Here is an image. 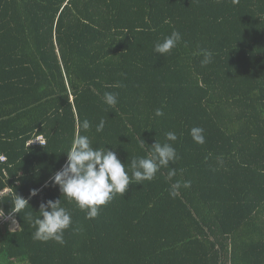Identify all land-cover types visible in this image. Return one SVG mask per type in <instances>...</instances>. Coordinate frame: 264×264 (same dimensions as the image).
I'll return each mask as SVG.
<instances>
[{
	"label": "trees",
	"instance_id": "16d2710c",
	"mask_svg": "<svg viewBox=\"0 0 264 264\" xmlns=\"http://www.w3.org/2000/svg\"><path fill=\"white\" fill-rule=\"evenodd\" d=\"M174 31L177 47L155 53ZM78 134L126 170L157 142L178 159L90 219L52 183ZM0 154V220L19 222L0 224V264H264V0H0ZM14 193L33 216L61 199L65 243L34 240Z\"/></svg>",
	"mask_w": 264,
	"mask_h": 264
},
{
	"label": "clouds",
	"instance_id": "9594fccd",
	"mask_svg": "<svg viewBox=\"0 0 264 264\" xmlns=\"http://www.w3.org/2000/svg\"><path fill=\"white\" fill-rule=\"evenodd\" d=\"M180 41V33L174 31L162 41L157 42L153 51L165 56L177 47ZM202 55L204 56L202 64L206 65L211 62V52L202 50ZM104 102L109 107H114L118 102L117 95L105 92ZM155 115L157 117L162 116V110L157 109ZM105 123L104 119L99 121L95 128L97 133L103 132ZM78 127L87 132L91 128L90 121L84 119L82 122H78ZM190 135L196 143H205L202 128H192ZM166 139L175 142L178 137L174 132H168ZM144 145L145 141L142 139L139 144L141 150H143ZM151 149V154L147 157H134L131 160L130 168L126 170V164L121 162L114 151L106 147H93L88 135L78 134L73 138L70 148L63 152L67 154V162L52 177V183L59 186L63 197L69 201H74L80 210L86 211L87 218L94 219L98 216L100 208L107 205L117 194L123 196L133 181L136 184L151 181L156 177L161 167L166 168L178 159L177 152L170 143L161 144L157 142L151 146ZM175 174L176 170L171 169L168 174L169 178ZM180 187L179 181L173 184L170 195L175 197ZM183 187H190V182H184ZM38 191V189H32L30 195L36 196ZM9 201L12 205L10 214L25 213V218L35 228L34 240L42 242L52 240L59 244L65 243L64 233L72 225V216L70 211L62 206L61 199L41 202L38 212H35L39 213L38 216H33L34 211L28 199L14 193L13 199ZM4 216V209L0 208V218ZM5 219L7 218L5 217ZM13 219L14 217L11 216L7 220L12 221L11 224H15Z\"/></svg>",
	"mask_w": 264,
	"mask_h": 264
},
{
	"label": "built area",
	"instance_id": "2783aa9c",
	"mask_svg": "<svg viewBox=\"0 0 264 264\" xmlns=\"http://www.w3.org/2000/svg\"><path fill=\"white\" fill-rule=\"evenodd\" d=\"M43 143H45V139H44L42 136H40V137H38V138L35 139V140H31L28 144L31 145V144H43ZM0 159H1L2 161H5V160H6V156L0 154ZM4 192H7V190L4 191ZM6 218L9 219V218H11V216H6ZM13 220H14L15 223H17V220H16L15 218H14ZM1 222H2V221L0 220V224H2Z\"/></svg>",
	"mask_w": 264,
	"mask_h": 264
},
{
	"label": "crops",
	"instance_id": "0c3cea01",
	"mask_svg": "<svg viewBox=\"0 0 264 264\" xmlns=\"http://www.w3.org/2000/svg\"><path fill=\"white\" fill-rule=\"evenodd\" d=\"M1 219V218H0ZM5 220H7V219H4V221L3 222H7V221H5ZM12 223V221L9 223V224H11ZM7 224V223H6ZM13 225H15V228L14 229H11V230H16V229H18L19 228V222L17 221V223H15V224H13Z\"/></svg>",
	"mask_w": 264,
	"mask_h": 264
},
{
	"label": "rangeland",
	"instance_id": "374dc122",
	"mask_svg": "<svg viewBox=\"0 0 264 264\" xmlns=\"http://www.w3.org/2000/svg\"><path fill=\"white\" fill-rule=\"evenodd\" d=\"M5 221H7V226H8L10 229H14V228H15V225H13V224H9L11 221H9V220H5ZM1 223L4 224V222H1Z\"/></svg>",
	"mask_w": 264,
	"mask_h": 264
}]
</instances>
